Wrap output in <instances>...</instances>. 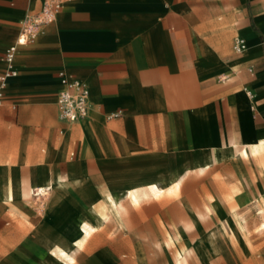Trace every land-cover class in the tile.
<instances>
[{"label": "crops", "instance_id": "1", "mask_svg": "<svg viewBox=\"0 0 264 264\" xmlns=\"http://www.w3.org/2000/svg\"><path fill=\"white\" fill-rule=\"evenodd\" d=\"M42 5L0 0V74L25 17ZM15 67L0 104V264H160L140 237L149 221L157 234L176 200L156 195L179 186L203 204L210 187L218 220L229 184L251 203L264 198V150L243 158L232 147L264 141V0H66L19 47ZM62 74L90 90L89 116L74 123L59 113ZM133 185L151 189L150 200L135 202ZM40 186L50 189L43 200L23 196ZM116 198L136 207L120 213ZM191 253L179 252V263Z\"/></svg>", "mask_w": 264, "mask_h": 264}, {"label": "rangeland", "instance_id": "2", "mask_svg": "<svg viewBox=\"0 0 264 264\" xmlns=\"http://www.w3.org/2000/svg\"><path fill=\"white\" fill-rule=\"evenodd\" d=\"M223 179L227 181L231 180V177L225 174ZM184 191L178 188L166 189L160 195H156V197H175L176 204L170 206L173 215L170 220L163 221V218L159 220L160 229L156 235H152L156 232L152 231V228H155L152 222L145 223L144 233L146 235L140 239L143 240L145 254L147 253L150 259L157 257L156 251L159 250L160 264H167L162 248L164 245L170 247V260L175 261L176 264L178 253L188 249H192L188 264H264V198L258 197L257 199L252 196L255 202L251 203L248 196L244 199L239 198L238 184H229L224 187L223 199L220 197L223 219L218 220L209 204L214 200L210 187L204 194L203 204H200L199 199L185 198ZM126 195L128 196V194H122V197ZM260 195L264 196V192L260 191ZM25 198L29 199L32 196ZM28 201L42 208L41 200ZM127 202L131 203L128 205L130 209L136 207L130 198ZM200 210L205 215L200 214L201 219L197 229L191 232L193 227L188 226V223L189 225L193 223V218ZM164 223H170L171 232L162 230ZM125 224L129 231L134 232L135 222L130 220L128 213L125 214ZM200 241H202L201 253L199 252ZM158 242L162 243V246H158ZM204 242L207 243V247L203 245Z\"/></svg>", "mask_w": 264, "mask_h": 264}, {"label": "built area", "instance_id": "3", "mask_svg": "<svg viewBox=\"0 0 264 264\" xmlns=\"http://www.w3.org/2000/svg\"><path fill=\"white\" fill-rule=\"evenodd\" d=\"M65 2L66 0H43L40 12L28 14L25 17L19 38L6 49L4 54L7 68L0 74V104L4 100L8 79L18 74L15 61L19 47L34 42L41 34L44 27L55 20L57 13L62 9ZM245 45V38H236L233 46L235 52L241 53ZM62 76L63 88L58 95V107L61 119L69 123H74L88 117L91 109L90 90L88 85L81 80L75 78L70 79L64 74H62ZM35 196H38L37 190ZM41 197L43 200L44 195Z\"/></svg>", "mask_w": 264, "mask_h": 264}, {"label": "bare ground", "instance_id": "4", "mask_svg": "<svg viewBox=\"0 0 264 264\" xmlns=\"http://www.w3.org/2000/svg\"><path fill=\"white\" fill-rule=\"evenodd\" d=\"M226 146V145H224ZM235 150V154L239 157H243V158H250V157H255V156H260V154L263 152L264 150V141H261L259 144H255V145H249V144H238L236 143L234 146H232ZM217 151V150H216ZM218 157H215V160H217ZM263 166V165H262ZM205 169L207 168H199L197 169L198 172H204ZM195 171V170H194ZM189 171L185 172L184 174L180 175V176H176V179H175V184L176 185H180L182 182H183V179L185 178V175L188 173ZM191 172V171H190ZM188 176V175H187ZM48 181V180H47ZM49 182V181H48ZM58 186V185H57ZM179 187V186H177ZM176 187V188H177ZM52 188V186H51ZM157 188L156 186H154V189ZM153 189V188H152ZM38 191V197L39 196H42V195H46L48 193H50V189L46 186V187H38L36 189ZM35 189L33 188H28V189H25L23 191V196L24 197H27V196H32V197H35V192H36ZM21 191V190H20ZM129 193L132 195L133 197V200L135 202H140L144 199H149L151 198V189L150 191L149 190H145L144 188L142 189L140 186H137V185H133L130 190H129ZM155 194V193H154ZM153 197V196H152ZM116 209L118 212L120 213H123L126 211V209L128 208L126 206V204L122 203V201H120L119 199L116 198ZM128 203V202H126ZM101 209L103 210V213L105 212V215H104V218L107 220V222L112 218V212L110 211L109 209V206H100ZM127 212V211H126ZM240 217V216H239ZM83 219V218H82ZM185 220V219H184ZM94 224V223H93ZM193 223H188V226L190 227H193ZM91 227H85V231L87 232V234H89L91 232ZM84 243V242H83ZM85 245V244H84ZM82 244L80 245L79 249L81 250L82 248ZM186 251V250H185ZM62 253V252H61ZM78 253V252H77ZM66 254V252H65ZM185 254L187 255L188 252H185ZM63 255V254H62ZM182 254H178L177 255V264H180V257H181ZM65 256V255H63ZM188 257V256H187ZM189 259V258H188ZM186 261V260H185Z\"/></svg>", "mask_w": 264, "mask_h": 264}]
</instances>
